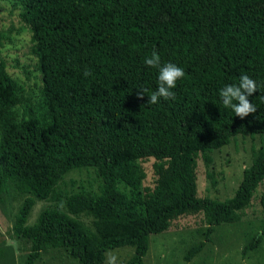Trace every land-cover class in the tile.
I'll return each instance as SVG.
<instances>
[{"label":"trees","instance_id":"16d2710c","mask_svg":"<svg viewBox=\"0 0 264 264\" xmlns=\"http://www.w3.org/2000/svg\"><path fill=\"white\" fill-rule=\"evenodd\" d=\"M10 1L32 30L43 82L33 99L0 56V196L10 182L26 194L8 232L32 243L23 264H35L48 246L82 264H102L108 250L132 246L124 264H145L152 234L203 211L207 227L185 253L191 260L217 225L240 220L264 182V148L226 200L198 196L197 167L200 157L210 165L211 153L233 137L264 134V0ZM256 7L263 12L256 15ZM153 51L185 71L175 99L154 105L147 102L159 70L144 63ZM242 74L259 86L248 97L256 112L244 119L219 95ZM150 158L158 177L142 190L140 161ZM85 167L101 176L100 192L58 189L66 173ZM37 199L65 209L46 207L29 225ZM260 203L264 211V190ZM80 214L94 218V230ZM263 237L264 227L243 253Z\"/></svg>","mask_w":264,"mask_h":264},{"label":"rangeland","instance_id":"374dc122","mask_svg":"<svg viewBox=\"0 0 264 264\" xmlns=\"http://www.w3.org/2000/svg\"><path fill=\"white\" fill-rule=\"evenodd\" d=\"M263 12L255 8V14ZM20 9L10 0H0V56L8 61L10 74L17 79L27 95L37 99L43 85L41 72L37 67V57L31 51L32 30L20 18ZM264 148V134L238 135L229 144L214 150L213 161L206 165L203 158L198 159V196L226 200L232 197L255 156ZM154 159L140 161L144 172L141 189L153 188L157 180ZM102 178L95 168L85 167L69 171L59 182L58 189L67 192H100ZM119 188L130 193L124 183ZM264 182L255 190L252 199L239 211V221L217 225L213 241L191 260L185 259L189 247L203 239L207 223L203 211H195L177 216L171 221L168 230L150 236V248L144 257L145 264H264V237L261 244L243 253L245 245L264 227V211L260 203ZM26 194L18 192L9 183L0 196V264H23L31 250L32 243L24 238H11L8 232L16 219V214ZM61 206L52 199H37L27 221L34 224L46 207ZM77 219L87 228L94 230V218L80 214ZM134 253L132 246H122L106 252L102 264H124ZM35 264H82L63 247L48 246L42 251Z\"/></svg>","mask_w":264,"mask_h":264},{"label":"clouds","instance_id":"9594fccd","mask_svg":"<svg viewBox=\"0 0 264 264\" xmlns=\"http://www.w3.org/2000/svg\"><path fill=\"white\" fill-rule=\"evenodd\" d=\"M144 63L149 67L159 70L158 88L149 96L147 103L157 104L161 98L164 100H174L175 92L172 89L176 88L177 81L185 77V71L172 62L162 64L161 57L156 51H153L151 56L145 57ZM89 74L88 72L85 73V75ZM258 88L259 86L254 79L246 74H242L239 77L238 84L226 85L220 90L219 95L224 107L230 108L235 113V116L244 119L249 114L256 112V107L249 101L248 97L253 95ZM144 91L141 89L137 93L138 98H143Z\"/></svg>","mask_w":264,"mask_h":264}]
</instances>
